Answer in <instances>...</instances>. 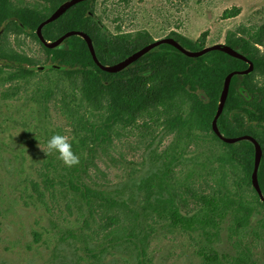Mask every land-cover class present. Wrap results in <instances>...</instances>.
Returning <instances> with one entry per match:
<instances>
[{
  "label": "rangeland",
  "instance_id": "rangeland-1",
  "mask_svg": "<svg viewBox=\"0 0 264 264\" xmlns=\"http://www.w3.org/2000/svg\"><path fill=\"white\" fill-rule=\"evenodd\" d=\"M12 3L39 8L44 4L42 0ZM233 7L240 8V13L224 18L223 12ZM94 12L112 34L145 29L160 39L173 30L197 40L205 33L204 46L224 43L229 31L252 32L264 24V0H95ZM5 38L7 45L37 65L47 63L32 37L7 33ZM38 79H43L41 73L24 82L0 86V264H135L133 245L119 246L133 229L131 211L119 208L89 215L86 207L80 209L59 185L53 197L44 189L41 171L47 141L57 133L71 140L73 127L61 110L59 94L45 104L39 101ZM6 90L11 94L2 95ZM78 100L80 116L105 119L104 110L96 111ZM171 104L150 109L133 125L115 124L104 129L105 136L95 149L82 152L89 161L80 171L79 182L118 199L127 198L129 208L139 212L140 180L163 177L165 171L168 188L164 194L171 193L179 213L188 217L200 210L197 197L202 194L223 190L251 199L252 193L239 186V168L220 165L217 156L225 148L209 131L193 129L186 136L172 127V116H185L188 106L180 100ZM34 184L42 195L33 190ZM111 214H116L114 220L108 219ZM145 217L142 223L147 236L142 246L148 264H203L197 254L206 243L200 230L172 227L153 210ZM145 217L141 214L138 219ZM263 219L264 211L259 207L242 231L250 261L255 264H264ZM230 222L228 215L211 245L218 254L235 256L238 248L233 247L234 239H229Z\"/></svg>",
  "mask_w": 264,
  "mask_h": 264
},
{
  "label": "trees",
  "instance_id": "trees-1",
  "mask_svg": "<svg viewBox=\"0 0 264 264\" xmlns=\"http://www.w3.org/2000/svg\"><path fill=\"white\" fill-rule=\"evenodd\" d=\"M44 1L39 8L14 5L11 0H0V28L4 26L0 34V86L14 81L24 82L41 73L43 79H38L37 82V90L41 92L39 101L45 104L54 94H59L61 110L70 119L73 127L70 142L80 162L73 167H67L59 159L58 153L46 155L41 171L44 189L53 197L57 191L56 185H59L60 191L70 194L80 209L86 207L89 215L96 211L106 212L119 208L131 211L130 215L134 218L133 229L121 240L119 246L127 243L133 245L136 252L135 264H148L149 261L142 246L147 236L142 222L151 210L166 219L172 227L201 231L206 243L197 254L202 258L203 264H255L250 261V249L243 242L242 235L257 208L264 211V201L259 199L251 184L254 148L248 140L224 143L211 129L224 77L231 71L244 70L247 63L218 50L190 58L169 44H160L125 69L115 73L105 72L94 63L86 42L79 36H69L55 48L42 45L35 33L38 24L66 0ZM94 2L95 0L79 2L56 20L44 25V39L54 40L70 30L83 31L91 38L98 60L106 65L124 59L155 40L145 29L110 33L95 15ZM239 13L240 8L233 7L225 10L222 16L231 18ZM7 33L32 37L42 48L47 63H55L64 68L35 70L34 67L38 64L36 61L7 45ZM166 37L174 38L191 51L204 47L205 33L197 40H191L172 30ZM224 43L249 59L253 69L249 74L234 75L231 78L217 127L226 137L250 135L258 142L261 147V160L257 179L264 196V24L252 32L229 31ZM259 47H263V50ZM242 91H246V95ZM9 94V90L2 93L4 96ZM79 95L88 107L96 111L104 110L105 119L97 121L80 116ZM176 100L187 103L188 112L183 117L174 114L172 127H176L186 136H190L193 129L209 131L212 138L225 148L217 156L220 165L230 164L239 168L242 173L239 186L242 188L244 185L252 193L251 199L241 194L233 195L216 190L210 194L199 195L197 200L200 210L188 217L179 213L171 193L164 194L168 188L164 179L165 171L163 177L150 176L140 180L137 186L142 195L139 212L129 208L127 198L118 199L107 191L91 189L79 182L80 171H83V166L89 161L82 152L85 150L90 153L95 149L102 136H105L104 129L115 124L133 125L138 117L150 109L167 103L171 106ZM33 190L42 195L37 184H34ZM141 214L145 217L143 220L138 219ZM115 215L111 214L108 219L114 220ZM228 215L231 217L228 226L229 239H234L233 247L238 248L235 256L218 254L211 245L218 238L220 223ZM260 226L264 231V219ZM92 255L96 256L94 253Z\"/></svg>",
  "mask_w": 264,
  "mask_h": 264
},
{
  "label": "water",
  "instance_id": "water-1",
  "mask_svg": "<svg viewBox=\"0 0 264 264\" xmlns=\"http://www.w3.org/2000/svg\"><path fill=\"white\" fill-rule=\"evenodd\" d=\"M82 1H86V0H66L64 2H62L59 6H57L53 12L47 17L45 18L42 22H40L35 30L36 36L39 39V41L42 43V45L46 48H55L57 46H59L66 38H68L69 36H79L81 37L87 44L88 50L91 54V57L94 61V63L103 71L105 72H109V73H115V72H119L123 69H125L127 66H129L132 62L136 61L138 58H140L142 55H144L145 53H147L148 51H150L151 49H153L154 47L160 45V44H169L171 46H173L174 48H176L178 51H180L182 54H184L187 57L193 58V57H200L210 51L213 50H218L221 52H224L226 54H228L231 57L240 59L244 62L247 63V68H245L244 70H240V71H231L229 72L223 79V85L218 97V101H217V106H216V111L215 114L212 118L211 121V129L212 132L224 143H228V144H232L241 140H248L249 142L252 143L253 148H254V160H253V170L251 173V184L252 187L254 188V190L256 191L259 199L261 201H264V196L260 190L259 184H258V179H257V171H258V167L260 164V160H261V147L258 144V142L250 135H240V136H236V137H226L224 135H222L217 127V120L223 110V106L228 94V89H229V84L231 81V78L234 75H246L249 74L252 69H253V64L252 62L247 59L244 55H242L241 53H239L237 50H235L234 48L228 46L225 43H215L209 46H204L201 49L198 50H188L186 48H184L181 44H179L174 38L171 37H163L160 39H155L152 42L148 43L147 45L139 48L138 50L132 52L130 55H128L127 57H125L124 59L115 62L113 64H102L96 54H95V50H94V46L92 43L91 38L83 31H79V30H70L65 32L64 34H62L61 36H59L58 38L54 39V40H50L47 41L44 39L43 35H42V27L54 20H56L59 16H61L68 8H70L71 6L82 2ZM4 26H2L0 28V34L3 31ZM48 68H56V69H63V66H60L58 64L55 63H46V64H40V65H36L34 67L35 70L37 71H42V70H46ZM242 94L246 95V91H242Z\"/></svg>",
  "mask_w": 264,
  "mask_h": 264
},
{
  "label": "clouds",
  "instance_id": "clouds-1",
  "mask_svg": "<svg viewBox=\"0 0 264 264\" xmlns=\"http://www.w3.org/2000/svg\"><path fill=\"white\" fill-rule=\"evenodd\" d=\"M53 152L59 154V159L62 160L67 167H73L80 162L78 155H76L72 150V144L69 137L66 135L57 133L52 135L47 141L46 155Z\"/></svg>",
  "mask_w": 264,
  "mask_h": 264
},
{
  "label": "flooded vegetation",
  "instance_id": "flooded-vegetation-1",
  "mask_svg": "<svg viewBox=\"0 0 264 264\" xmlns=\"http://www.w3.org/2000/svg\"><path fill=\"white\" fill-rule=\"evenodd\" d=\"M11 1H14V0H11ZM43 1V3L45 2L44 0H42ZM14 21H16V19H14Z\"/></svg>",
  "mask_w": 264,
  "mask_h": 264
}]
</instances>
